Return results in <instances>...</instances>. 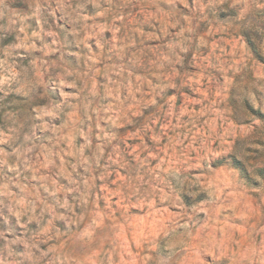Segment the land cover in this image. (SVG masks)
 I'll list each match as a JSON object with an SVG mask.
<instances>
[{"label":"clouds","instance_id":"obj_1","mask_svg":"<svg viewBox=\"0 0 264 264\" xmlns=\"http://www.w3.org/2000/svg\"><path fill=\"white\" fill-rule=\"evenodd\" d=\"M0 264H264V0H0Z\"/></svg>","mask_w":264,"mask_h":264}]
</instances>
